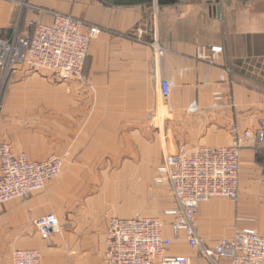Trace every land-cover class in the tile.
<instances>
[{
  "label": "crops",
  "instance_id": "crops-1",
  "mask_svg": "<svg viewBox=\"0 0 264 264\" xmlns=\"http://www.w3.org/2000/svg\"><path fill=\"white\" fill-rule=\"evenodd\" d=\"M29 1L32 6L22 10L10 0H0V37H9L18 20L22 30L31 21L52 23L54 11L83 18L105 32L91 43L85 74L89 88L78 80L55 83L49 71L24 65L6 78L0 76V142L11 143L33 160L57 153L54 139L60 144L71 140L67 126L62 132L71 109L79 111L84 96L93 93L97 157L122 161L111 169L97 158V181L107 188L86 202L82 195L89 191L78 174L84 167L77 161L68 162L45 189L1 203L0 264H13L18 249H38L41 264H104L111 216H159L166 222V234L173 236V217L165 211L175 206V198L168 181L148 190L149 172L181 147L227 146L234 139L242 144L239 199L203 202L199 236L214 248L238 229L264 235V158L255 151L264 117V0H181L175 6H158L156 0ZM137 27L147 29L148 41L158 39L164 55L130 38ZM250 60L257 64L252 71L243 67ZM160 83L165 98L159 94ZM151 119H162L158 136ZM232 124L237 125L236 136ZM245 130L252 139L244 137ZM77 154H86L83 147L73 156ZM133 157H141V162ZM111 171L119 174H100ZM49 213L57 215L61 229L44 239L33 220ZM170 252L194 254L184 233ZM193 264L209 263L196 257Z\"/></svg>",
  "mask_w": 264,
  "mask_h": 264
},
{
  "label": "built area",
  "instance_id": "built-area-1",
  "mask_svg": "<svg viewBox=\"0 0 264 264\" xmlns=\"http://www.w3.org/2000/svg\"><path fill=\"white\" fill-rule=\"evenodd\" d=\"M10 1L22 10L32 6L29 0ZM52 14V23L31 21L26 30L21 29L18 20L9 37H0V69L5 78L23 65L36 71H49L58 80L81 76L90 42L105 29L72 14L57 11ZM146 32V28L137 27L130 38L148 43L158 55H164L158 39L148 41ZM213 50L220 51L221 47ZM159 94L165 98L163 83ZM231 133L234 136L239 133L236 124H232ZM243 135L252 137L249 130ZM255 141L257 156L264 158V117ZM241 151L242 144L234 139L227 146L181 147L176 153H167L159 176L168 181L176 202L165 211L173 217V236L166 234V222L159 216H111L104 264H193L196 257L209 264H221L220 259H228L229 264H264V235L254 229H238L214 248L207 246L198 232V214L203 202L215 197L238 201ZM63 163L64 159L55 155L33 161L26 153H15L9 144H0V203L27 197L46 187L59 176ZM33 223L44 239L61 229L54 213L40 216ZM180 233H184L194 254L170 252ZM41 258L38 249H18L13 254V264H41Z\"/></svg>",
  "mask_w": 264,
  "mask_h": 264
},
{
  "label": "rangeland",
  "instance_id": "rangeland-1",
  "mask_svg": "<svg viewBox=\"0 0 264 264\" xmlns=\"http://www.w3.org/2000/svg\"><path fill=\"white\" fill-rule=\"evenodd\" d=\"M220 16H221V13H220ZM14 24L11 25L10 31L13 28ZM92 41L90 42L89 52H88V55H87V58L85 61V65H84V69H83L81 76L77 77V78H72L69 80H58V79H55L53 77L55 83H68V84L72 83L73 84L76 80H78V81H80L79 83H80L82 88H89L90 87L88 81H86V75L85 74H86V68H87V64H88V59H89V54H90V49H91L90 47H91ZM255 62L256 61L250 60L247 62V64H245L244 66L242 65V66L248 70H251V69L253 70V68L257 65ZM24 66H26V65H24ZM263 69H264V67H263ZM256 73L258 75H260L259 70L258 71L256 70ZM262 73H264V70L262 71ZM0 76L2 78L4 77L1 69H0ZM262 76H264V75H262ZM85 93H87V92H85ZM92 95H93V93H89L88 95L84 96V98L82 100V105L78 106V109H80L79 111L71 109L69 124L64 125L62 127V132H64L66 130L65 129L66 126L70 132V134H68V135L71 137V140L68 143L60 144L59 140L54 139L53 142L57 143V145L59 146V150L57 153H53V154H51L45 158L38 159V160H33L28 156L30 158V160H33V161L45 160V159H48L49 157H51L53 155L63 158L64 163H63L62 171L59 174V176L62 174L63 168L65 167V165L68 162L77 163V161H79V163L84 167L83 168L84 171H80L81 173H78V174L82 177L81 179L86 181L82 186L87 185L85 187H87V190L89 191V193L82 195V202H86V200H88L90 197L94 196L95 193H97V191H99L105 187L103 182H100L99 180L97 181V158L99 161L101 160L103 162V164L110 163L111 169L115 168V166H118L119 163L122 161V160L120 161L119 158L116 156H113V157L112 156L97 157V107L95 106L96 103L92 99L93 98ZM151 120L153 121V123H155V134L157 136H158V134L160 135V132L158 131V127H159L158 125H161L162 119H151ZM52 126L55 127L54 131L57 133L58 125L54 124ZM81 136H84L85 139L84 140L79 139V137H81ZM2 143L9 144L15 153H21L19 151H16L13 148L11 143L0 142V144H2ZM81 147H83V150L86 154H84V155L83 154L82 155L77 154L78 156H80L79 159H77L78 158L77 155L73 156V154L75 151H77ZM82 152H83L82 150L79 151V153H82ZM23 153H25V152H23ZM154 158H155L154 156L151 157V163L152 164H153ZM140 159H141V157H133V160L135 163L141 162ZM162 166H163V164L158 165L149 172L150 185H149L148 190L152 191L154 185H160V184L167 183L166 180L161 179L159 176ZM78 174H77V176H78ZM100 174L111 176V175L119 174V173H115V172L111 171L108 173H100ZM139 174L144 175L146 173L140 172ZM59 176H57V177H59ZM55 179H53V180H55ZM92 180H94V182H89V183L87 182V181H92ZM49 184L46 187H48ZM89 186H90V188H89ZM46 187H44L42 189H45ZM122 187L120 189V186H118V187H116V189H120L119 191H121L123 189ZM105 188H107V187H105ZM81 189H84V187H81ZM29 196H27V197H29ZM27 197H20V198H27Z\"/></svg>",
  "mask_w": 264,
  "mask_h": 264
},
{
  "label": "water",
  "instance_id": "water-1",
  "mask_svg": "<svg viewBox=\"0 0 264 264\" xmlns=\"http://www.w3.org/2000/svg\"><path fill=\"white\" fill-rule=\"evenodd\" d=\"M119 1H127L130 3H146L153 2L155 0H119ZM158 6H175L181 2V0H156Z\"/></svg>",
  "mask_w": 264,
  "mask_h": 264
},
{
  "label": "bare ground",
  "instance_id": "bare-ground-1",
  "mask_svg": "<svg viewBox=\"0 0 264 264\" xmlns=\"http://www.w3.org/2000/svg\"><path fill=\"white\" fill-rule=\"evenodd\" d=\"M97 38V37H96Z\"/></svg>",
  "mask_w": 264,
  "mask_h": 264
}]
</instances>
